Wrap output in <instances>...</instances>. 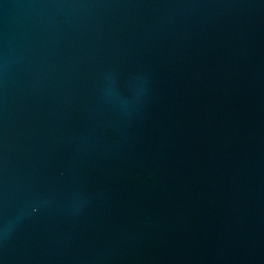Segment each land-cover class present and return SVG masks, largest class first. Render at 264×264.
<instances>
[{"label":"water","instance_id":"water-1","mask_svg":"<svg viewBox=\"0 0 264 264\" xmlns=\"http://www.w3.org/2000/svg\"><path fill=\"white\" fill-rule=\"evenodd\" d=\"M0 264H264V0H0Z\"/></svg>","mask_w":264,"mask_h":264}]
</instances>
